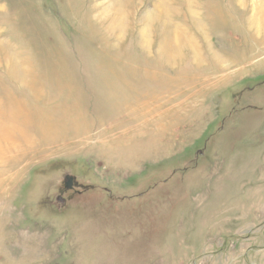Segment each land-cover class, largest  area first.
<instances>
[{"label": "rangeland", "instance_id": "obj_1", "mask_svg": "<svg viewBox=\"0 0 264 264\" xmlns=\"http://www.w3.org/2000/svg\"><path fill=\"white\" fill-rule=\"evenodd\" d=\"M0 264H264V0H0Z\"/></svg>", "mask_w": 264, "mask_h": 264}, {"label": "flooded vegetation", "instance_id": "obj_2", "mask_svg": "<svg viewBox=\"0 0 264 264\" xmlns=\"http://www.w3.org/2000/svg\"><path fill=\"white\" fill-rule=\"evenodd\" d=\"M68 175H70V174H68ZM70 176H72V178H73L72 181H71L70 187H68V184L66 183V179H65V181L63 180L64 181V183H63L64 184V187L67 190L68 189H72V187H74L76 181H79V179L77 178L76 175H70ZM59 199H60L61 202H64L66 200V198L64 196H60Z\"/></svg>", "mask_w": 264, "mask_h": 264}, {"label": "bare ground", "instance_id": "obj_3", "mask_svg": "<svg viewBox=\"0 0 264 264\" xmlns=\"http://www.w3.org/2000/svg\"><path fill=\"white\" fill-rule=\"evenodd\" d=\"M119 2V1H118ZM119 6V5H118ZM122 7H124L125 8V6H124V4L122 5ZM114 9H115V11L117 12V15H118V17H119V15H120V17H121V15H122V13H124L123 12V9L121 8V6H119V7H115L114 6ZM169 11V10H168ZM166 12H167V10H166ZM125 14V13H124ZM119 21L121 20L120 18H117ZM114 23L115 24H117V21H116V19L114 20ZM119 24V23H118ZM120 24H122V20L120 21ZM175 38L177 39V40H182V38L180 37V36H175ZM147 41V40H146Z\"/></svg>", "mask_w": 264, "mask_h": 264}, {"label": "water", "instance_id": "obj_4", "mask_svg": "<svg viewBox=\"0 0 264 264\" xmlns=\"http://www.w3.org/2000/svg\"><path fill=\"white\" fill-rule=\"evenodd\" d=\"M72 179H73L72 176H70V175L66 176V183L68 184V187H70Z\"/></svg>", "mask_w": 264, "mask_h": 264}]
</instances>
